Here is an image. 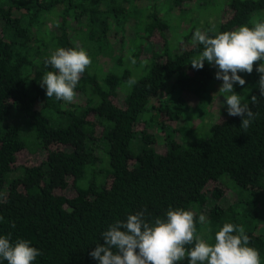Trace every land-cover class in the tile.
Masks as SVG:
<instances>
[{"label": "trees", "instance_id": "obj_1", "mask_svg": "<svg viewBox=\"0 0 264 264\" xmlns=\"http://www.w3.org/2000/svg\"><path fill=\"white\" fill-rule=\"evenodd\" d=\"M200 2L209 0H0V235H10L13 243L28 240L39 249L42 254L33 264H98L89 253L103 243L102 233L111 224L145 208V218L153 222L166 218L169 207L195 208L196 235L201 237L207 227L210 236H204L213 243L225 222L243 226L249 246L258 250L264 264L259 62L251 74L239 73L244 86L234 85L242 104L257 114L251 126L245 131L240 117L225 114L208 130L204 126L200 138L185 142L213 99L216 72L207 63L201 70L191 67L203 50L192 44L194 32L214 35L251 28L264 22V0H227L230 16L213 27L191 20L183 34L190 47L170 43L164 32H175L170 21L180 14L174 12ZM52 20L53 29L48 26ZM73 24L78 31L71 33ZM130 25L134 35L128 64L119 55L105 70V58L98 61L99 56L118 46ZM154 32L163 45L144 62L141 47ZM60 47L84 48L92 60L71 103L48 98L40 86L52 70L45 66L50 50ZM130 78L136 80L132 86L127 84ZM252 96L257 97L255 104ZM17 116L27 135L12 122ZM153 127L163 134L164 149L157 148ZM28 149L44 150L45 155L37 164L19 163L20 153ZM224 181L232 184L233 203L227 208L212 205L201 224L207 184L226 186ZM69 186L75 190L72 196L62 193ZM209 194L218 200L222 188L214 186ZM0 264L7 261L0 258Z\"/></svg>", "mask_w": 264, "mask_h": 264}, {"label": "clouds", "instance_id": "obj_2", "mask_svg": "<svg viewBox=\"0 0 264 264\" xmlns=\"http://www.w3.org/2000/svg\"><path fill=\"white\" fill-rule=\"evenodd\" d=\"M193 45H202L203 50L191 61L195 70L205 63L216 69L215 79L222 81L218 93L224 97L227 114L240 117V128L247 130L255 113L247 104H242L234 85L244 86L246 81L239 73L251 74L254 65L259 74V94L264 97V22L253 27L240 26L232 31L210 35L197 29L192 36ZM92 60L84 48H57L45 60L47 71L40 86L48 98L71 103L76 97V87L82 74ZM134 78L127 81L129 86ZM252 103L257 97H251ZM147 209L130 214L125 221L117 220L102 233L103 243L97 244L89 253L98 264H261L257 249L249 246L250 238L243 226L225 222L215 233L214 243L196 235V217L192 211L169 207L166 218L157 217L153 222L145 218ZM0 220L3 217L0 216ZM206 218L199 216L203 224ZM194 246L186 248L187 245ZM42 253L25 239L15 243L9 236L0 235V258L7 264H33Z\"/></svg>", "mask_w": 264, "mask_h": 264}, {"label": "rangeland", "instance_id": "obj_3", "mask_svg": "<svg viewBox=\"0 0 264 264\" xmlns=\"http://www.w3.org/2000/svg\"><path fill=\"white\" fill-rule=\"evenodd\" d=\"M226 1L227 0H209L208 3L206 2H200L199 4L195 3L192 4L190 6V8L188 10H184L180 13H178L179 11L174 12V14L178 15L180 14L179 18L173 17L172 20L170 21L172 26L176 27L175 32H173L172 29H167L164 33H165V37L167 39H169L170 43H175L176 45H178L179 47L181 46H185V47H190L191 46V41H189L190 39H186L183 38V34L185 33L186 29H188L189 24L191 23V20H193L198 26H214L216 23H218L220 20H224L227 17L230 16L231 14V10L229 9V7L226 5ZM144 3L139 4V6H143ZM164 11L161 12L160 11V15L162 17H164ZM254 16V15H253ZM252 22V20L250 21ZM48 26L53 29L54 24H53V20L50 22L48 21ZM131 25L127 28V31L125 32V34L123 35V37L121 38L120 42L117 39V42H119V44H117L118 46H115L112 48V50L110 51L109 49H104V52L99 56V60L102 58H105V63H103V67L104 69H108L109 66L111 64H113L114 62V57L121 55L124 59V65L128 64L127 62H129L128 60L130 59V57L128 55H131L132 53V44H131V39L134 35L133 29L130 28ZM70 28H72L70 31L71 33H74L76 30L78 31V25L73 24ZM112 34V33H111ZM110 34V38H112V45L114 46V41H113V35ZM75 35V34H74ZM118 36H120V34H118ZM76 37V36H74ZM76 42L78 44H80V41L77 39ZM163 45V38L162 36L158 33V32H154L152 37L148 40H146L144 42V44L141 47V52H140V58L141 60H143L144 62H148L150 57L152 56V50H157L159 51L161 49ZM51 54L54 52V50H50ZM121 69V68H120ZM222 84V81L216 80L215 79V84L212 86L210 93L212 94V100L210 102V104L206 103L203 107V110L201 111L203 113L200 121L197 120L195 121V126L193 128V132H191L190 136H186L185 142H188V140H191L193 138H200L201 137V133L203 131H201V129L205 126L208 130V128H210V125L212 122H214L217 119H221L224 117L225 114H227V105L226 102L224 101V96H222L221 93L219 92V88ZM186 95V94H184ZM185 97H187L188 102L190 103V105H195L196 101L189 97L188 95H186ZM12 122H15L16 124L20 125V129L22 130L23 134L27 135V128H26V124L25 122L22 120V118L20 117H15L12 118ZM142 124L138 127L141 128ZM152 132L155 133L156 135V146L158 149H164V139H163V134L155 131L156 128L153 127L150 129ZM200 135V136H199ZM45 155V151L44 150H38L36 152H32L31 150H27L24 152H21L19 155V163L22 164H26V165H33V164H37L40 162V160L44 157ZM224 184H226V186H224L223 184H220L218 182L213 183V182H209L206 186L205 189V193L207 194V201L205 203V205L199 210V215H204L206 218V214L208 212V210L210 209V207L214 204H218L220 207L222 208H227L228 206H230L233 201H234V197L236 196L232 184L229 181H224ZM219 186L222 188V192L223 195L220 199L216 200L214 199V197H212L209 193L211 191V189L213 187ZM62 193H64L67 196H72L75 194V190L69 186L67 187L65 190L62 191ZM261 206V205H260ZM263 206H261L262 208ZM195 208L192 209V212H195ZM259 227H260V231L264 233V219H262L259 222ZM209 229L207 227H204V229L202 230L201 237L204 238L205 240L209 241L210 243H213V240L211 238L207 239L205 235H207V231ZM210 236V235H207ZM188 264V262H187Z\"/></svg>", "mask_w": 264, "mask_h": 264}]
</instances>
